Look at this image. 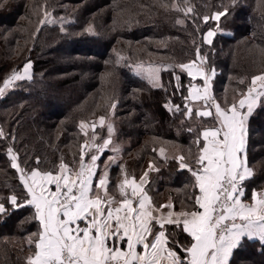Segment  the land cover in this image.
<instances>
[{"label":"trees","instance_id":"16d2710c","mask_svg":"<svg viewBox=\"0 0 264 264\" xmlns=\"http://www.w3.org/2000/svg\"><path fill=\"white\" fill-rule=\"evenodd\" d=\"M173 3L186 10L182 0H0V87L32 63V79L14 82L0 96V128L6 136L0 138V198L16 194L22 201L25 192L8 147L19 154L21 167L26 159L29 168L37 167L38 157L41 169L54 170L61 158L69 164L74 154L78 158L85 140L80 123H97L104 116L113 119L111 139L126 143L115 163L109 162V148L100 154V169L109 165L110 191L121 178V166L138 178L153 161L160 171L150 174L149 195L157 204L171 200L180 210L192 192V178L173 157L189 149L195 153L197 134L214 121L186 119L175 111V105L183 111L191 81L178 65L195 59L200 47L216 73L213 95L221 106L230 103L252 76L264 73V0H237L212 45L203 43V36L216 22L205 24L202 17L230 0H189L194 11L187 17L172 10ZM45 9L55 23H39ZM89 26L94 34L85 31ZM140 64L158 68L163 87L139 73ZM173 73L181 77L179 91ZM105 125L97 123V144L109 138ZM161 147L167 160L159 155ZM247 157L254 171L245 181L250 197L253 188L264 186V105L250 118ZM34 212L25 206L0 214V264H26L32 254L27 240L40 230ZM230 264H264V245L245 238Z\"/></svg>","mask_w":264,"mask_h":264},{"label":"snow or ice","instance_id":"6c2138e0","mask_svg":"<svg viewBox=\"0 0 264 264\" xmlns=\"http://www.w3.org/2000/svg\"><path fill=\"white\" fill-rule=\"evenodd\" d=\"M236 3H221L211 16L202 17L205 24L216 22V28L203 36V43L213 44V38L223 31L222 18L227 19ZM182 4L186 10L177 3L171 4V9L183 11L187 17L194 9L189 0H182ZM43 15L41 25L56 22L48 19L51 14L46 9ZM85 31L94 34L91 26ZM261 52L264 54V49ZM178 67L191 81L183 97V111L180 105L174 106L175 111L186 119L196 116L214 121L197 134L193 141L195 153L189 149L187 155L173 157L179 169L187 170L192 178V192L180 202V210H175L171 200L157 204L149 195L150 174L160 171L153 161L138 178L121 166V178L110 191L109 165L101 170L98 161L110 145L113 151H120L113 145L111 124L107 126L109 138L97 144V124L81 122L85 140L78 158L74 154L71 164L61 158L54 170L41 169L38 157L37 167L29 168L27 159L21 167L19 154L8 147L11 168L19 173L25 192L22 201L16 194L0 198V214L29 206L35 209L32 219L40 226L27 240L32 254L26 264H230L234 250L245 238L264 245V186L253 188L248 197L245 185L254 175L247 157L249 122L258 106L264 105V73L252 76L246 90L221 106L212 93L215 70L200 47L196 48L195 59ZM31 69L29 61L22 71H14L4 79L0 96L14 82L31 80ZM158 73V68H149L145 77L154 87H163ZM173 75L179 91L181 77ZM197 78L202 84L193 83ZM165 108L172 110L168 104ZM104 124L105 117L100 116L99 125ZM0 138H6L2 128ZM159 155L167 160L163 147ZM114 159L109 157L110 162ZM181 235L183 240L178 239Z\"/></svg>","mask_w":264,"mask_h":264},{"label":"rangeland","instance_id":"374dc122","mask_svg":"<svg viewBox=\"0 0 264 264\" xmlns=\"http://www.w3.org/2000/svg\"><path fill=\"white\" fill-rule=\"evenodd\" d=\"M140 66V68H138V67H136V69H137V71L139 72V73H141V74H143V75H145V73L147 72V70L149 69V68H152V69H155V68H153L152 66H148V65H146V64H140L139 65ZM23 69V68H22ZM22 69L20 70V71H22ZM196 84H198V83H196ZM202 84V83H201ZM13 86H10L9 88H12ZM213 111H214V109H213ZM110 117V116H109ZM112 121H113V119H111V117L109 118V119H107V120H105V123L108 125V124H111L112 126H113V124H112ZM98 124H99V120H98V122H97ZM96 123V124H97ZM105 125V124H104ZM100 126V125H99ZM106 126V125H105ZM101 127V126H100ZM90 130V128L88 129V131ZM113 130H114V126H113ZM90 136H91V134H90ZM112 141H113V139H112ZM127 142L129 143V141L127 140ZM102 143V142H101ZM126 144V143H125ZM124 142L123 143H121V142H117V141H113V145L114 146H116V147H118L119 149H120V151L119 152H115V151H113L112 150V145L111 146H109V152H110V155L108 156V157H114L115 159L112 161V163H115L118 159H119V157H121L120 156V154H121V150L123 149V147H124ZM105 150V149H104ZM110 162V161H109Z\"/></svg>","mask_w":264,"mask_h":264},{"label":"crops","instance_id":"0c3cea01","mask_svg":"<svg viewBox=\"0 0 264 264\" xmlns=\"http://www.w3.org/2000/svg\"><path fill=\"white\" fill-rule=\"evenodd\" d=\"M54 190V189H53ZM179 211V210H178Z\"/></svg>","mask_w":264,"mask_h":264},{"label":"built area","instance_id":"2783aa9c","mask_svg":"<svg viewBox=\"0 0 264 264\" xmlns=\"http://www.w3.org/2000/svg\"><path fill=\"white\" fill-rule=\"evenodd\" d=\"M13 86V85H12Z\"/></svg>","mask_w":264,"mask_h":264}]
</instances>
